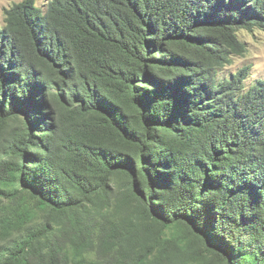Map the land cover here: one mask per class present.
<instances>
[{
	"label": "trees",
	"instance_id": "16d2710c",
	"mask_svg": "<svg viewBox=\"0 0 264 264\" xmlns=\"http://www.w3.org/2000/svg\"><path fill=\"white\" fill-rule=\"evenodd\" d=\"M258 30L264 0L5 8L0 264H264V79L221 73Z\"/></svg>",
	"mask_w": 264,
	"mask_h": 264
},
{
	"label": "rangeland",
	"instance_id": "374dc122",
	"mask_svg": "<svg viewBox=\"0 0 264 264\" xmlns=\"http://www.w3.org/2000/svg\"><path fill=\"white\" fill-rule=\"evenodd\" d=\"M23 0H0V23H3L5 8L19 3ZM38 4L44 5L47 0H36ZM241 37L246 41L248 47V56H235L233 63L222 70L223 74L238 71L246 68L251 71V76L247 83L264 79V31H256L255 34L247 31H241ZM250 68V69H249Z\"/></svg>",
	"mask_w": 264,
	"mask_h": 264
}]
</instances>
